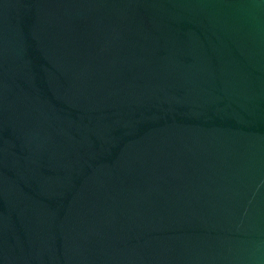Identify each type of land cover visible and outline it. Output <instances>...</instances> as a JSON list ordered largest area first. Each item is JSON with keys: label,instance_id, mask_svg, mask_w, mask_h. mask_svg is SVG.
Segmentation results:
<instances>
[{"label": "water", "instance_id": "water-1", "mask_svg": "<svg viewBox=\"0 0 264 264\" xmlns=\"http://www.w3.org/2000/svg\"><path fill=\"white\" fill-rule=\"evenodd\" d=\"M0 264H264V0H0Z\"/></svg>", "mask_w": 264, "mask_h": 264}]
</instances>
